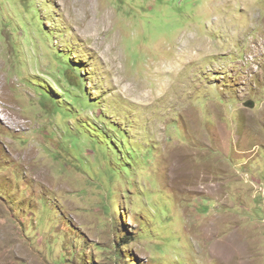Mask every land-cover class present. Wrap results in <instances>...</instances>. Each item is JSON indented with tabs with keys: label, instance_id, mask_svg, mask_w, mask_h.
<instances>
[{
	"label": "rangeland",
	"instance_id": "rangeland-1",
	"mask_svg": "<svg viewBox=\"0 0 264 264\" xmlns=\"http://www.w3.org/2000/svg\"><path fill=\"white\" fill-rule=\"evenodd\" d=\"M0 264H264V0H0Z\"/></svg>",
	"mask_w": 264,
	"mask_h": 264
},
{
	"label": "bare ground",
	"instance_id": "bare-ground-1",
	"mask_svg": "<svg viewBox=\"0 0 264 264\" xmlns=\"http://www.w3.org/2000/svg\"><path fill=\"white\" fill-rule=\"evenodd\" d=\"M226 251V250H225ZM223 252V251H222ZM224 253V252H223Z\"/></svg>",
	"mask_w": 264,
	"mask_h": 264
},
{
	"label": "trees",
	"instance_id": "trees-1",
	"mask_svg": "<svg viewBox=\"0 0 264 264\" xmlns=\"http://www.w3.org/2000/svg\"><path fill=\"white\" fill-rule=\"evenodd\" d=\"M105 134V133H104ZM106 135V134H105Z\"/></svg>",
	"mask_w": 264,
	"mask_h": 264
}]
</instances>
